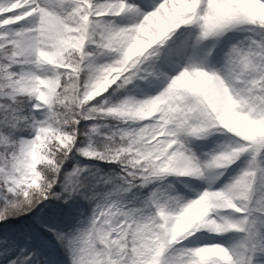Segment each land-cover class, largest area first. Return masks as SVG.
Returning <instances> with one entry per match:
<instances>
[{
    "label": "snow or ice",
    "instance_id": "1",
    "mask_svg": "<svg viewBox=\"0 0 264 264\" xmlns=\"http://www.w3.org/2000/svg\"><path fill=\"white\" fill-rule=\"evenodd\" d=\"M0 264H264V0H0Z\"/></svg>",
    "mask_w": 264,
    "mask_h": 264
},
{
    "label": "rangeland",
    "instance_id": "2",
    "mask_svg": "<svg viewBox=\"0 0 264 264\" xmlns=\"http://www.w3.org/2000/svg\"><path fill=\"white\" fill-rule=\"evenodd\" d=\"M206 147H211V144H207ZM239 238H240V234L233 235V239H239Z\"/></svg>",
    "mask_w": 264,
    "mask_h": 264
}]
</instances>
